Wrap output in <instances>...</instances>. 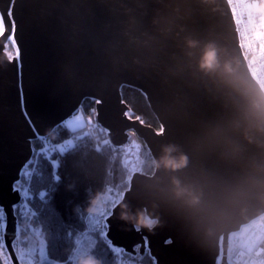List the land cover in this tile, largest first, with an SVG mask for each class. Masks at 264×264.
Instances as JSON below:
<instances>
[{"label": "water", "instance_id": "water-1", "mask_svg": "<svg viewBox=\"0 0 264 264\" xmlns=\"http://www.w3.org/2000/svg\"><path fill=\"white\" fill-rule=\"evenodd\" d=\"M14 17L19 71L0 51V206L9 253L13 205L22 199L13 186L33 156L30 141L93 100L110 143L133 145L134 135L154 165L150 174L130 172L107 221L111 247L147 252L154 264H217L229 235L264 214V88L248 69L227 1L17 0ZM123 87L145 97L158 129L133 117ZM124 210L153 226L122 219Z\"/></svg>", "mask_w": 264, "mask_h": 264}, {"label": "trees", "instance_id": "trees-1", "mask_svg": "<svg viewBox=\"0 0 264 264\" xmlns=\"http://www.w3.org/2000/svg\"><path fill=\"white\" fill-rule=\"evenodd\" d=\"M254 1L256 0H248V3L252 4ZM8 51H12L10 45ZM261 52V62L264 64V49L261 48ZM121 94L134 118H139L150 127L159 128L145 97L138 90L123 87ZM93 109L95 110L93 100H85L81 105L79 112L88 122L83 128L72 130L63 123L44 139L33 140L32 148L37 151L46 146L55 149L58 145H65L69 138L73 139V148L63 154L52 151L35 157L36 162L26 169L32 175L23 176L24 168L19 181L29 193L28 198L21 199L19 203L27 205V214L16 216L21 240L32 236L34 230L40 231L48 245L50 259L62 263L67 261L72 247L67 233L72 232L74 242L76 235L87 231L88 215L107 189L111 188L122 194L129 184L130 170L123 160L124 151L122 147H115L110 143L106 131L97 123ZM85 126L91 128L87 130ZM131 138L134 146L139 148L140 162L137 168L142 173L150 174L154 165L145 144L134 135ZM56 176L59 177L58 180ZM41 192L47 194V204L54 216L46 215L45 201L39 196ZM96 234V238L92 236L96 241L94 251L99 257L96 259L100 264H117L119 254L114 253V247H111L105 237H101L98 232ZM122 253L125 257L143 260L142 264H154L147 252L144 255Z\"/></svg>", "mask_w": 264, "mask_h": 264}, {"label": "snow or ice", "instance_id": "snow-or-ice-1", "mask_svg": "<svg viewBox=\"0 0 264 264\" xmlns=\"http://www.w3.org/2000/svg\"><path fill=\"white\" fill-rule=\"evenodd\" d=\"M17 0H7L8 8L7 10L0 9V39L6 41L3 45H0V51H4L8 57V61H16L17 69L20 68V48L17 44L16 31L17 25L14 17V7ZM9 45L11 46L12 51H8ZM23 103L22 91H21V104ZM99 103V101H96ZM93 112L95 110L93 109ZM27 117V113L25 112ZM91 120V117L88 118ZM84 118L81 115H75L71 120L67 121V126L72 129H80L84 127ZM35 131V129H34ZM37 139H44L40 137L37 133ZM32 143V141H30ZM73 148V144L69 141L64 146H57L55 149L51 147L41 148L39 151L33 150V159L29 160L25 165V170L22 172V175L25 177H30L31 172H28L26 169L36 162L35 157L45 155L47 152L59 151L60 153H65ZM55 166V165H54ZM57 180L58 176L55 177ZM14 191L22 192V199L28 198V190L23 188V186L18 181L13 186ZM39 196L42 201H45L44 207L46 210V215L54 216L50 207L47 204V194L44 192L39 193ZM107 203V208L103 204L98 205L95 208L97 215L89 216L87 219L89 221V231L83 234H78L74 237L71 231L67 233V239L71 247L70 255L67 258L66 262L63 264H78V261L82 257L92 256L94 258H99L97 253L94 251L95 248V239L92 237V233L98 232L101 237H106L108 229V219L113 215L114 210L117 207L118 200L115 195H110L105 198ZM26 204H16L13 205V215L18 216L20 214L26 213ZM35 215V213H32ZM59 223V221H56ZM63 227V225H60ZM5 229H6V213L5 209L0 206V264H62V262L55 259H50L48 245L45 243L43 234L34 230L32 236L26 237L25 240H21L20 228L17 226L16 232L14 233V240L11 245L12 253H9L8 246L5 243ZM139 231V229H137ZM33 236L37 239H33ZM38 240V242H37ZM166 243H171V240L166 241ZM24 245L23 247L21 245ZM144 245L147 249V237L144 238ZM138 250V246H137ZM114 251L120 252L121 249L115 248ZM15 257V262L13 259Z\"/></svg>", "mask_w": 264, "mask_h": 264}, {"label": "built area", "instance_id": "built-area-1", "mask_svg": "<svg viewBox=\"0 0 264 264\" xmlns=\"http://www.w3.org/2000/svg\"><path fill=\"white\" fill-rule=\"evenodd\" d=\"M236 25L239 45L253 78L264 88V0H226ZM71 141V140H70ZM72 142V141H71ZM67 144V143H66ZM264 264V214L230 234L225 254L220 247L217 264Z\"/></svg>", "mask_w": 264, "mask_h": 264}, {"label": "rangeland", "instance_id": "rangeland-1", "mask_svg": "<svg viewBox=\"0 0 264 264\" xmlns=\"http://www.w3.org/2000/svg\"><path fill=\"white\" fill-rule=\"evenodd\" d=\"M262 49H264V46L262 47ZM75 115H81L82 116V114H81V112H78L77 114H75ZM75 115H73L72 117H70L69 119H67L64 123H65V125H67V121L68 120H71ZM83 117V116H82ZM84 118V117H83ZM84 125L85 124H87L88 122L84 119ZM92 122V121H91ZM86 127V129L87 130H89L90 128H91V126H85ZM70 129H72V128H70ZM72 130H75V129H72ZM72 141V144H73V139H71V138H69V139H67L66 140V143H68L69 141ZM66 143H64V144H66ZM58 146H64V145H58ZM57 147V146H56ZM129 156L128 155H124V158H123V160H124V163H125V165H127V164H131L132 162H127V158H128ZM128 167V166H127ZM123 194V193H122ZM122 194L120 193V192H118V191H115L114 189H111V188H108L107 189V191H106V193L103 195V196H101L96 202H95V204L93 205V207H92V209H91V212L89 213V215H88V217L89 216H95V215H97V213H96V211H95V208L98 206V205H100V204H103V206L105 207V208H107V203L105 202V198L107 197V196H110V195H115V197H116V199L119 201L120 200V198H121V196H122ZM23 195V194H22ZM23 204H25V203H23ZM89 231V221H88V219H87V231L86 232H88ZM85 233V232H84ZM96 233H92V236L94 237V238H96ZM35 238V237H34ZM36 239V238H35ZM113 248V247H112ZM113 249H115V248H113ZM122 251L123 250H121L120 252H116V251H114V253H118L119 254V259L117 260V264H142L143 263V260H140V259H138V258H129V257H125V256H123V253H122ZM63 264V263H62Z\"/></svg>", "mask_w": 264, "mask_h": 264}, {"label": "clouds", "instance_id": "clouds-1", "mask_svg": "<svg viewBox=\"0 0 264 264\" xmlns=\"http://www.w3.org/2000/svg\"><path fill=\"white\" fill-rule=\"evenodd\" d=\"M169 164H171L172 162H168ZM172 166H178V165H172ZM126 209V206H125ZM121 218L124 220H135L134 225L135 226H143V227H148L151 228L152 222L150 220H147L144 218V216L142 214H137L135 216V218H133L132 216H130L126 210L122 211L121 213ZM78 264H100V261L92 256H88V257H82L79 261Z\"/></svg>", "mask_w": 264, "mask_h": 264}, {"label": "flooded vegetation", "instance_id": "flooded-vegetation-1", "mask_svg": "<svg viewBox=\"0 0 264 264\" xmlns=\"http://www.w3.org/2000/svg\"><path fill=\"white\" fill-rule=\"evenodd\" d=\"M135 144V143H134ZM133 145H129L127 143L124 147H122L124 151V155H128L129 157L126 159L127 162H132L131 164H127L130 172L137 168L139 164V148ZM136 147V149H134ZM34 239V238H33Z\"/></svg>", "mask_w": 264, "mask_h": 264}]
</instances>
